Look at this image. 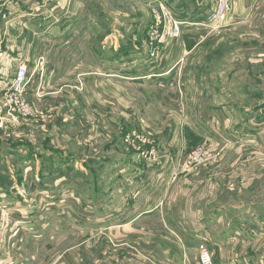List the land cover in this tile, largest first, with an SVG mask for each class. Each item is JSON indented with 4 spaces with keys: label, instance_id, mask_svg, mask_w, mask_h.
<instances>
[{
    "label": "crops",
    "instance_id": "obj_1",
    "mask_svg": "<svg viewBox=\"0 0 264 264\" xmlns=\"http://www.w3.org/2000/svg\"><path fill=\"white\" fill-rule=\"evenodd\" d=\"M0 22H8L0 26V94L11 81L10 58L16 68L45 55L48 73L40 97L37 81L29 90L36 118L0 132L7 143L0 144V202L13 220L0 232V264H199L202 243L214 264L249 263L248 252L258 257L249 264H264V198L240 197L264 178V125L242 135L240 147L217 129L220 140L207 139L220 160L183 173L194 143L182 108L172 114L181 97L180 70L166 63L171 52L152 47V66L111 74L88 66L81 88L60 85L54 52L37 46L38 19L0 0ZM135 132L151 143L130 147L126 138ZM196 135L195 144L206 140L204 130ZM14 156L37 161L18 165Z\"/></svg>",
    "mask_w": 264,
    "mask_h": 264
},
{
    "label": "rangeland",
    "instance_id": "obj_2",
    "mask_svg": "<svg viewBox=\"0 0 264 264\" xmlns=\"http://www.w3.org/2000/svg\"><path fill=\"white\" fill-rule=\"evenodd\" d=\"M10 1L12 11L16 14L38 19V22H34L32 31L39 34V50L54 52L58 62L53 75L54 82L60 85L72 86L78 83L81 88L84 78H87L84 73L88 66L95 68L105 65L111 70H108L111 74L118 66H152V47L155 50L171 52L166 63L180 70L178 92L181 97L178 103H174L172 114H180L179 109L182 108V114L189 119L183 124L194 143L188 154L203 146L215 155L212 162L190 169L183 166L184 157L183 173L195 172L220 160L219 153L212 148L211 140L207 139L208 136H214L220 140L217 129L220 135L229 134L235 141L234 145L240 147L242 135H254L264 125V57H261L264 54V0H233L234 10L230 19L237 21L230 20L227 27L215 33H208L197 23L208 19L217 0ZM160 2L185 23L176 45L171 44L169 48L159 47L152 42L151 32L156 24L155 21L152 24V19L156 18ZM233 22L240 24L233 25ZM6 23L8 22H0V26ZM107 35L108 42L105 43ZM132 37H136L134 41ZM114 38L116 41L112 48ZM180 51H184L181 56ZM132 55L136 60H130ZM176 55H179L177 59ZM5 64L7 65L6 62ZM16 68L11 65L10 58L5 76L11 80ZM53 76L48 77L52 79ZM233 84H236V91ZM244 86L248 91L239 89ZM202 128L206 140L195 144L196 131L201 132ZM144 135L151 140L150 135ZM5 140L0 141V144L5 142L3 145L6 146ZM34 161L37 160L33 156L25 159L20 156L11 158V162L18 165H32ZM16 175L17 172L14 177ZM252 189V192L248 190L243 193L239 189L237 194L241 193L240 197L246 198L254 193L258 198H264V178ZM260 255H264V248ZM256 259L258 257L251 256L248 252L245 262L250 263Z\"/></svg>",
    "mask_w": 264,
    "mask_h": 264
},
{
    "label": "built area",
    "instance_id": "obj_3",
    "mask_svg": "<svg viewBox=\"0 0 264 264\" xmlns=\"http://www.w3.org/2000/svg\"><path fill=\"white\" fill-rule=\"evenodd\" d=\"M233 0H217L216 6L207 20L197 23L208 33L220 32L228 26L229 19L233 13ZM155 26L152 28V42L158 46L167 48L182 35V28L185 23L179 20L176 15L162 2L159 3V11L156 12ZM45 55H40L33 62L29 59L20 60L16 72L10 83L0 94V132L14 133L26 122L32 121L37 116L34 101L30 96V88L37 81L38 92L44 87L48 75ZM40 90V91H39ZM127 143L130 147L139 149L144 144H150L151 140L140 133H133L127 136ZM154 149V148H153ZM153 151V150H152ZM215 159V155L206 147L200 146L191 151L183 161L186 169L204 166ZM12 224L11 215L0 203V230L3 231ZM199 264H214L212 252L204 243L197 249Z\"/></svg>",
    "mask_w": 264,
    "mask_h": 264
},
{
    "label": "trees",
    "instance_id": "obj_4",
    "mask_svg": "<svg viewBox=\"0 0 264 264\" xmlns=\"http://www.w3.org/2000/svg\"><path fill=\"white\" fill-rule=\"evenodd\" d=\"M202 22H204V21H202Z\"/></svg>",
    "mask_w": 264,
    "mask_h": 264
}]
</instances>
